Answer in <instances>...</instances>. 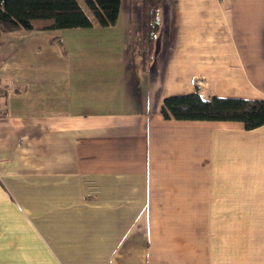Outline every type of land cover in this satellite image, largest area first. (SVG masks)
Here are the masks:
<instances>
[{
  "label": "crops",
  "instance_id": "crops-1",
  "mask_svg": "<svg viewBox=\"0 0 264 264\" xmlns=\"http://www.w3.org/2000/svg\"><path fill=\"white\" fill-rule=\"evenodd\" d=\"M158 15L147 66L140 0L92 54L56 57L49 23L1 34L0 264H264V125L160 113L192 92L264 100V0Z\"/></svg>",
  "mask_w": 264,
  "mask_h": 264
},
{
  "label": "trees",
  "instance_id": "trees-1",
  "mask_svg": "<svg viewBox=\"0 0 264 264\" xmlns=\"http://www.w3.org/2000/svg\"><path fill=\"white\" fill-rule=\"evenodd\" d=\"M121 0H0V36L5 32L31 30L36 20L50 21L48 30L109 27L116 24ZM163 0H140L141 31L136 51L143 66L154 52ZM161 115L165 119L229 121L241 123L246 130L264 125V100L212 96L202 99L197 93L165 97Z\"/></svg>",
  "mask_w": 264,
  "mask_h": 264
},
{
  "label": "rangeland",
  "instance_id": "rangeland-1",
  "mask_svg": "<svg viewBox=\"0 0 264 264\" xmlns=\"http://www.w3.org/2000/svg\"><path fill=\"white\" fill-rule=\"evenodd\" d=\"M123 2L129 1V0H122ZM135 2V0H131ZM135 8H133V16L134 18L138 19V12H136ZM142 18V16H141ZM158 18L160 19L159 15ZM45 23H50V21L45 20H36L33 22L35 25L43 26ZM111 27V26H110ZM116 31V30H114ZM113 31V33H114ZM55 32H60V38L63 40L64 44L62 45L61 41L59 42V37H54V41L56 44L57 52L56 57L60 55H73V54H89V53H95V46L90 45L91 43H94L95 41L98 42V40L101 38L103 39L104 34L108 33V39L112 37V35L109 34L112 33V30H110L107 27H101V26H91L88 28H71V29H62V30H55ZM58 36V35H57ZM103 48V54H109L112 53L111 50H115V47L109 42L108 45L102 46ZM58 60V59H57ZM56 67L62 68V63L59 61L55 62ZM72 69H74L72 67Z\"/></svg>",
  "mask_w": 264,
  "mask_h": 264
}]
</instances>
